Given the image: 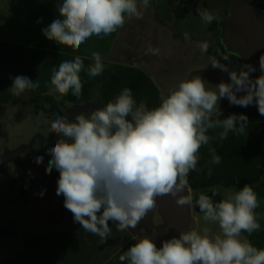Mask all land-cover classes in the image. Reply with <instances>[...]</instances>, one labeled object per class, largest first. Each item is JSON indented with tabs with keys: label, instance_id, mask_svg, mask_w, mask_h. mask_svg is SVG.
Listing matches in <instances>:
<instances>
[{
	"label": "clouds",
	"instance_id": "1",
	"mask_svg": "<svg viewBox=\"0 0 264 264\" xmlns=\"http://www.w3.org/2000/svg\"><path fill=\"white\" fill-rule=\"evenodd\" d=\"M151 6L150 0H59L58 16L42 34L50 41L73 50L91 37L107 36L124 27L127 21L143 19ZM204 24L219 22L215 10L198 9ZM39 22V21H38ZM185 38L188 34L185 33ZM203 54L209 49L204 41L197 45ZM146 54L159 55L160 50L149 46ZM85 57L76 55L62 60L53 71L49 90L79 97L83 81L80 73L96 77L104 71L101 53H91L92 64L85 68ZM211 59L212 69L228 74L209 88L202 76L180 80L161 94V102L149 108L139 103L129 87L123 88L114 100L92 110L76 114L73 120L57 115L51 130L58 135L54 146L47 149L51 158L46 174L58 173L56 195L85 231L107 241L112 235L109 222L117 231L136 229L152 211L158 197L171 196L179 206H193L194 193L189 185L191 171L199 170V153L208 146L211 164L222 162L212 141L227 140L229 133H246L249 118L244 113H232L223 119L220 102L230 105L257 107L264 116V54L259 57L258 76L255 65L244 63L239 70ZM12 79L9 90L21 97L37 85L25 75ZM214 117H217L214 119ZM219 129L216 136L210 131ZM36 157V163L43 162ZM209 176L212 169L209 168ZM218 195L199 193L195 206L202 213L204 226L180 231L178 236L163 240L158 247L156 236L137 238L119 256L122 264H264V248L254 246L248 239L260 230L256 209L260 206L257 193L245 184L239 190L225 189ZM43 195V193H41ZM209 225H217L213 232ZM247 233V236L244 235Z\"/></svg>",
	"mask_w": 264,
	"mask_h": 264
},
{
	"label": "crops",
	"instance_id": "2",
	"mask_svg": "<svg viewBox=\"0 0 264 264\" xmlns=\"http://www.w3.org/2000/svg\"><path fill=\"white\" fill-rule=\"evenodd\" d=\"M13 3L16 12L10 19L6 18L7 21L0 23V85H6L11 96V78L25 75L36 85L40 82L38 88L50 90L53 87L51 76L62 60L80 55L85 57L87 68L94 62L91 59L94 51L101 53L104 71L96 77H89L86 71L81 72L82 93L96 88L105 105L114 100L123 88L129 87L138 103L144 101L149 108H154L160 104L162 93L166 94L180 80L198 76L197 66L204 54L199 51L197 41L190 37L186 39L182 32L174 35L169 17L166 16L164 0H150L151 6L143 19L129 20L123 28L110 35L93 36L77 50L50 41L42 34L41 30L57 18L59 0H14ZM149 46L158 48L160 54H146ZM220 108L222 116L219 119L232 113L246 114L249 118L248 129L240 135L229 133L227 140L212 141L211 147L222 158L219 165L210 163L208 146L201 147L197 166L199 170H194L200 179L195 180L191 176L193 171L188 176L189 184L194 189L193 205L195 196L203 191L211 195L216 190L218 195L213 199L219 201L224 197L225 189L239 190L249 184L260 202L256 214L261 227L248 239L254 246L264 248V116L259 114L254 105L243 108L226 101ZM218 131H210L209 134L216 136ZM26 134L28 131H23L18 141ZM209 168L212 169L210 176ZM196 208L198 210V206ZM153 215L150 218L152 223ZM160 221L164 222L163 219ZM51 222L60 223V227L51 231L59 233L58 240H70L66 243L67 252H62L60 256L57 255V245L51 240V264H122L119 256L136 242L132 239L133 234L139 239L151 237L152 233L147 229L146 234L142 229H138L142 230L138 234L135 229L117 231L116 225L109 222L112 235L105 242L74 223L68 210L61 218L51 216ZM244 235L247 236V233ZM33 250L37 251V248L33 247ZM17 254L22 253L18 251Z\"/></svg>",
	"mask_w": 264,
	"mask_h": 264
},
{
	"label": "flooded vegetation",
	"instance_id": "3",
	"mask_svg": "<svg viewBox=\"0 0 264 264\" xmlns=\"http://www.w3.org/2000/svg\"><path fill=\"white\" fill-rule=\"evenodd\" d=\"M207 2L208 0H164L166 16L169 17L168 22L174 31V35L182 32V36H185V33H187L188 37L198 43L204 41L209 43V49L206 53H203L204 56H202L196 72L198 76L204 78L206 85L209 83L216 85L221 80L227 82L228 74L212 69L210 66L211 59L218 58L217 54L222 48L218 45L217 33L208 29H201L202 25H197L201 21L197 10L204 8L213 9ZM215 11L218 14L221 8H216ZM218 60L222 63L225 62L223 59ZM227 63L232 70L241 69L237 65H230L232 61H227ZM37 85L41 86L40 84ZM70 95H72L71 91L63 96L54 91L50 95L49 89L42 90L36 87L28 90L21 97L14 96L13 98V94L11 96L14 104L23 101L32 107L33 114L38 119L33 127L27 130L28 134L18 141L13 148H4L0 153V170L5 171V174L12 175L15 182L20 185V197H22V200H28L27 195L34 187L38 188V192L40 194L43 193V195H48V192L52 193L53 190H56L59 173L55 169L52 170L51 174H46L45 172V168L51 158L47 155V149L53 147L55 141L59 138L51 130V122L55 117L59 115L66 117L68 120H73L76 114H88L92 110L105 105L103 99L97 94L96 88L87 90L86 94L82 93L79 97H70ZM224 101L228 100L225 99ZM222 104L223 102L220 103V105ZM37 156H43L42 163H36ZM56 199H62V197L56 196ZM58 206L60 212L65 214L66 209L63 201L59 202ZM157 208L159 209L158 203L142 222L146 226L147 231L152 232L151 237L156 236L154 239L157 246H160L162 241L170 239V236L167 225L163 221L152 223L150 220V215L152 213L155 215ZM54 214V210H51L50 215L53 216Z\"/></svg>",
	"mask_w": 264,
	"mask_h": 264
},
{
	"label": "rangeland",
	"instance_id": "4",
	"mask_svg": "<svg viewBox=\"0 0 264 264\" xmlns=\"http://www.w3.org/2000/svg\"><path fill=\"white\" fill-rule=\"evenodd\" d=\"M13 2L14 0H0V23L7 21L6 18L10 19L16 12V5ZM206 86L215 88L211 83ZM224 100L220 103H224ZM33 112V108L23 101L14 104L6 85H0V153L4 148L14 146L20 134L32 128L38 121ZM196 175V171L191 174L195 180H199ZM189 185L192 189L193 185ZM56 196V190L48 192V195H41L38 188L34 187L27 195L28 200H22L20 185L15 182L12 175L0 170V226H7L11 232L9 237L0 238V264H51V240L57 245V255L67 252L66 243L70 240H58L59 233L51 232L52 229L60 227V223L51 222V210H54L53 216L56 219L64 215L58 206L63 198L56 199ZM196 209L193 205L186 230L200 229L204 226L202 213ZM162 219L157 208L153 215L154 223ZM209 227L214 233L219 231L217 225ZM138 229H142L146 234V226L142 221L134 230L137 234L142 231ZM33 247L37 248V251H34ZM18 251L22 254H17Z\"/></svg>",
	"mask_w": 264,
	"mask_h": 264
},
{
	"label": "water",
	"instance_id": "5",
	"mask_svg": "<svg viewBox=\"0 0 264 264\" xmlns=\"http://www.w3.org/2000/svg\"><path fill=\"white\" fill-rule=\"evenodd\" d=\"M207 4L213 8L209 10L221 8L220 20L212 24L201 20L197 25L217 33L218 45L222 48L216 58L226 56L228 62L232 61L230 65L241 68L244 63H251L257 68L252 74L255 77L259 73V57L264 54V0H208ZM157 203L170 238L186 230L191 207L177 205L171 196L158 197Z\"/></svg>",
	"mask_w": 264,
	"mask_h": 264
},
{
	"label": "trees",
	"instance_id": "6",
	"mask_svg": "<svg viewBox=\"0 0 264 264\" xmlns=\"http://www.w3.org/2000/svg\"><path fill=\"white\" fill-rule=\"evenodd\" d=\"M11 235L7 226H0V238L9 237Z\"/></svg>",
	"mask_w": 264,
	"mask_h": 264
},
{
	"label": "bare ground",
	"instance_id": "7",
	"mask_svg": "<svg viewBox=\"0 0 264 264\" xmlns=\"http://www.w3.org/2000/svg\"><path fill=\"white\" fill-rule=\"evenodd\" d=\"M39 83H40V82H39ZM39 83H38V84H39Z\"/></svg>",
	"mask_w": 264,
	"mask_h": 264
}]
</instances>
